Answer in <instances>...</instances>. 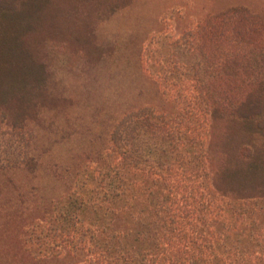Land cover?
<instances>
[{
    "label": "trees",
    "instance_id": "16d2710c",
    "mask_svg": "<svg viewBox=\"0 0 264 264\" xmlns=\"http://www.w3.org/2000/svg\"><path fill=\"white\" fill-rule=\"evenodd\" d=\"M89 2L0 0V49L21 56L10 62L21 67L17 76L3 71L1 80L0 72V107L15 117L6 143L19 150L13 157L6 151L0 166L28 161L30 136L19 117L44 94L23 70L30 54L24 40L67 35L59 27L63 18L78 19L80 5ZM178 42L204 58L211 43L215 58L204 72L225 89H214L199 61L191 68L192 109L145 107L124 115L108 152L77 174L74 189L49 216L47 237L60 248L47 255L71 253L78 264H264V159L246 152L215 171L202 119L211 101L243 119L264 111V57L247 54L264 52V16L233 8ZM41 53L45 68V44Z\"/></svg>",
    "mask_w": 264,
    "mask_h": 264
},
{
    "label": "rangeland",
    "instance_id": "374dc122",
    "mask_svg": "<svg viewBox=\"0 0 264 264\" xmlns=\"http://www.w3.org/2000/svg\"><path fill=\"white\" fill-rule=\"evenodd\" d=\"M89 1L80 5L78 19L61 21L67 35L46 43L29 36L23 42L30 49L23 70L35 85L40 83L38 94H44L19 117L30 136L28 161L0 166V264H78L71 253L46 254L60 248L47 237L49 216L56 215V206L74 189L77 174L108 152L118 121L145 107L162 113L192 109L191 68L199 61H204L201 71L214 89H225L204 72L215 58L213 45L208 44L204 58L178 39L233 8L264 16V0ZM44 44L45 68L40 65ZM5 52L1 47V80L3 71L17 76L21 70L10 65L21 56ZM250 52L252 58L264 57L259 50ZM208 108L202 119L215 171L246 152L262 163L264 111L243 119L212 101ZM14 119L13 111L0 107L2 160L6 151L13 153L10 157L19 151L17 144L6 143Z\"/></svg>",
    "mask_w": 264,
    "mask_h": 264
}]
</instances>
